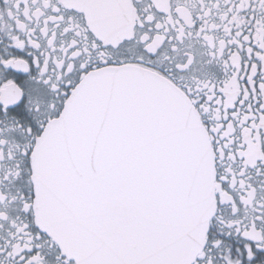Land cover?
Masks as SVG:
<instances>
[{
	"label": "snow or ice",
	"instance_id": "6c2138e0",
	"mask_svg": "<svg viewBox=\"0 0 264 264\" xmlns=\"http://www.w3.org/2000/svg\"><path fill=\"white\" fill-rule=\"evenodd\" d=\"M0 264H264V0H0Z\"/></svg>",
	"mask_w": 264,
	"mask_h": 264
}]
</instances>
